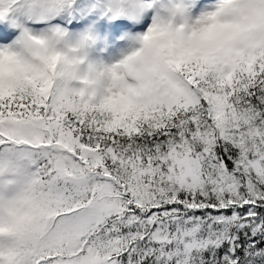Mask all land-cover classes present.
<instances>
[{"label":"snow or ice","instance_id":"6c2138e0","mask_svg":"<svg viewBox=\"0 0 264 264\" xmlns=\"http://www.w3.org/2000/svg\"><path fill=\"white\" fill-rule=\"evenodd\" d=\"M148 87L119 124L0 96V264H264V57Z\"/></svg>","mask_w":264,"mask_h":264},{"label":"clouds","instance_id":"9594fccd","mask_svg":"<svg viewBox=\"0 0 264 264\" xmlns=\"http://www.w3.org/2000/svg\"><path fill=\"white\" fill-rule=\"evenodd\" d=\"M76 52L57 49L43 37L19 50L0 49V96L61 88L109 123H134L157 95L150 80H175L188 72L201 79L226 77L264 57V0H220L191 23L159 17L139 46L106 71L83 69L86 58Z\"/></svg>","mask_w":264,"mask_h":264},{"label":"rangeland","instance_id":"374dc122","mask_svg":"<svg viewBox=\"0 0 264 264\" xmlns=\"http://www.w3.org/2000/svg\"><path fill=\"white\" fill-rule=\"evenodd\" d=\"M25 1L32 3L0 0V49L19 50L33 37H43L57 49H76L77 55L86 58L82 68L87 70L97 63L101 67L97 71L121 63L130 50L139 46L141 35L157 18L174 17L183 22L188 15L199 18L220 3V0H93L90 4L84 0L81 3L83 8H89L88 13L77 12L74 18L77 20L68 21L66 13L46 19L51 15L44 13V7L30 10ZM133 27L137 34L131 32Z\"/></svg>","mask_w":264,"mask_h":264},{"label":"trees","instance_id":"16d2710c","mask_svg":"<svg viewBox=\"0 0 264 264\" xmlns=\"http://www.w3.org/2000/svg\"><path fill=\"white\" fill-rule=\"evenodd\" d=\"M32 3H28L25 1L26 4L30 5L31 9H39L44 7V13L49 15H55L57 13H66L67 16H75V14L79 11H84L87 8H83L84 0H31ZM91 4V0H87ZM39 7V8H38ZM41 10V9H40ZM38 15V12L36 13ZM41 19V18H40Z\"/></svg>","mask_w":264,"mask_h":264},{"label":"bare ground","instance_id":"6f19581e","mask_svg":"<svg viewBox=\"0 0 264 264\" xmlns=\"http://www.w3.org/2000/svg\"><path fill=\"white\" fill-rule=\"evenodd\" d=\"M187 8V7H186ZM189 17H187V18H185L184 20H187L189 23H191V22H193V21H195L196 19H197V17H195L194 15H192L191 16V14L190 15H188ZM137 24H138V22H137ZM138 26V25H137ZM145 26V25H144ZM141 27V26H140ZM134 28V27H133ZM131 32H132V29H131ZM136 33V32H135ZM137 34V33H136ZM95 43V39H93V42H92V44H94ZM129 43V42H128ZM96 44H97V42H96ZM130 44V43H129ZM132 45V44H131ZM90 46V45H89ZM105 46H107V44H105ZM109 46V45H108ZM128 48V47H127ZM132 51H134V50H132ZM131 50L128 52V54L129 53H131L132 52ZM127 57V56H126ZM125 57V58H126ZM124 58V59H125ZM100 65L99 64H97V63H95V64H92L91 65V67L92 68H94V69H101V67H99Z\"/></svg>","mask_w":264,"mask_h":264}]
</instances>
